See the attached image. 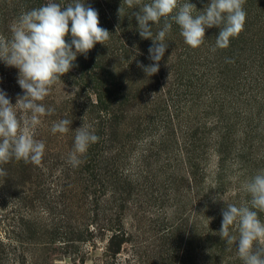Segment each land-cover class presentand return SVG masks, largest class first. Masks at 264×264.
<instances>
[{
	"label": "rangeland",
	"instance_id": "1",
	"mask_svg": "<svg viewBox=\"0 0 264 264\" xmlns=\"http://www.w3.org/2000/svg\"><path fill=\"white\" fill-rule=\"evenodd\" d=\"M56 2L64 6L63 0ZM14 4L13 0H0V36L10 37V26L20 15L13 14ZM210 29L205 30V43L195 49L182 38L169 39L159 72L151 77L142 68L136 69L108 53L99 56L104 63L107 58L114 59L111 66L116 67L118 79L130 93L124 107L130 116L124 114L121 125L111 123L107 137L97 119L101 112L92 109L93 114L87 113L90 109L80 104L87 99L77 100L72 85L76 79L62 78L52 87L42 103L55 112L41 117L35 130V139L45 143L41 163L13 159L0 165L7 172L0 176V264H243L237 255L238 242L229 250L218 232L226 203L239 206L249 201L251 197L242 185L264 169V85L241 105L248 113L244 116L250 114L251 122L255 120L252 124L258 131L255 140L243 135L228 140L231 150L224 165L225 186H210L219 164L210 141L205 142L206 169L196 182L189 180L182 146L193 139L202 123L212 137L216 136L217 128L212 130L214 115L208 109L220 93H215L213 80L221 79L216 67L204 62L208 68L200 69L201 64L194 59L208 55L209 62L221 71H226L225 67L230 71L225 50H211L216 35ZM186 46L196 52L192 59L183 56ZM199 70L209 72L203 76ZM183 73H193V85L199 84L189 94L173 88L175 76ZM18 76L17 68L0 61V89L13 104L17 95L24 94ZM229 82L227 79L223 84L234 88ZM82 96L91 102L96 100L90 90ZM69 99L74 102L62 105ZM164 102L172 105L170 111L176 118L170 125L172 135L162 128L158 130L162 133L147 135L149 131L143 132L144 118L153 109H164ZM62 118L72 120L71 130L53 134L52 124ZM83 123L91 126L100 139L80 157L83 162L73 167L68 158L74 131ZM162 135L170 141L157 159L153 156L157 150L148 144ZM181 176L187 184L182 185ZM258 215L264 221V213ZM202 236L208 243L200 241Z\"/></svg>",
	"mask_w": 264,
	"mask_h": 264
},
{
	"label": "clouds",
	"instance_id": "2",
	"mask_svg": "<svg viewBox=\"0 0 264 264\" xmlns=\"http://www.w3.org/2000/svg\"><path fill=\"white\" fill-rule=\"evenodd\" d=\"M124 2L129 8L140 6L132 16L138 21L140 37L153 42L148 49V58L153 63L144 66L137 62L148 77L159 72L160 61L168 48L166 37L173 22L180 27L184 42L193 49L205 43L206 29L218 28L215 46L211 49L215 52L217 48L229 47L230 39L243 31L247 15L246 0H210L203 10H197L190 0ZM121 12L120 8L119 14ZM162 19L163 26L154 37L153 26L160 24ZM10 33V37L0 36V61L19 70L17 83L24 94L17 95L13 104L8 94L0 89V165L13 159L40 164L45 143L35 139V130L42 122L41 117L55 112L42 101L63 75L78 66L74 63L78 55L87 58L88 52L97 43L105 45L112 33L100 26L98 11L91 6L85 7L81 0H72L63 7L56 0H48L37 8L22 12L11 24ZM69 33L70 43L65 39ZM71 124V119L62 118L52 124L51 132L66 134L71 130ZM74 132V146L68 160L77 167L83 162L80 157L100 138L84 123ZM6 175L0 167V176ZM242 187L251 199L239 206L225 202L218 235L225 240L229 250L238 242L237 255L243 264H264V221L258 215L264 213V169ZM218 198L221 199L219 194Z\"/></svg>",
	"mask_w": 264,
	"mask_h": 264
},
{
	"label": "trees",
	"instance_id": "3",
	"mask_svg": "<svg viewBox=\"0 0 264 264\" xmlns=\"http://www.w3.org/2000/svg\"><path fill=\"white\" fill-rule=\"evenodd\" d=\"M71 2L72 0H63L64 6ZM81 2H85V7L91 6L98 11L100 26L107 29L112 34L105 45L97 43L94 48L88 52L87 58H85L84 55H78L74 62L78 66L73 67L68 73L63 75L61 79H76L72 85L76 88L75 94L79 96L77 100L81 99L84 101L87 99L86 102L80 103L82 106H86L87 110L90 109L87 113L93 114L94 112H92V109L101 112V116H98L97 119L101 120L103 128L106 129V133L103 136L107 137L111 129V123H115L116 126L121 125L122 122L120 121L123 117H126L124 114L130 116V112L124 109L130 93L124 86L123 80L118 79L115 71L116 67L111 66L114 59H111V57V60L107 58V63H104V60H102L101 57L99 58V56L108 53L113 58H118L121 62L138 69L140 68L137 66L138 61L144 66H146V63H153V61L148 58V49L153 42L151 39H142L140 37L138 32V21L132 16L133 12L138 11L140 6L129 8L124 0H81ZM149 2L150 0H142V3ZM190 2L196 5L197 10H203L204 6L208 4L210 0H190ZM13 3H15L13 14L16 15L17 13L21 14L22 12L37 8L47 2L45 0H13ZM120 8L122 12L119 14ZM244 9L247 15L243 31L237 37L230 39L229 47L219 49L221 51L225 50L230 71H227V67L224 68L226 71H221L222 69L218 67V65L209 62L210 58L208 55L200 54L194 59L201 64L199 65L200 69H204L203 66L208 68L204 63L208 62L211 66L216 67L214 70H217L221 75L220 81L213 80V83L216 84L215 93H220L217 94V100L214 98L212 103H209L208 109V111H212L214 115L215 122H213V126H215V128H212V130L217 128L215 131L216 136L212 137L210 135L211 132L209 134L207 131L208 126H206V123H202L198 125L197 130L193 133V139L190 138L189 141L186 140L188 142L185 141L182 146L184 169L188 170L186 175L189 180L196 182L198 176L202 175L207 167V160L204 158L207 151L204 150L207 144L205 142H213L214 151L218 156L219 164L217 166V171L210 179L212 183H210V186H225L224 170H226V168L224 165L228 158H230L229 151L231 150L228 148V140L231 137L235 138L237 135H243L245 138L251 137L255 140V135H257L258 131L256 126L252 124L255 120L251 122L253 118L249 117L250 114L244 116V112L247 113V111L244 110V107L241 105L244 104L249 95L259 89V86L261 87L264 85V0H246ZM162 26L163 19L160 24L153 26L152 31L154 37ZM69 27H71V22H69ZM210 31L216 36L219 33V29L216 27L211 28ZM179 38L183 39L180 34V27L173 22L172 29L167 35L165 42L168 43L170 42L169 39L178 40ZM65 39L66 42H71L70 33ZM190 49L189 46H186L185 52L183 53V56L188 60L190 58L192 59L196 54L194 50L191 51ZM183 56L178 59L179 62L182 60ZM200 60L203 61L200 62ZM181 64L183 65L182 62ZM247 65V69H242V67L245 68ZM72 70L78 73L77 76L71 72ZM238 70L244 73L240 75ZM200 72L205 76V73L209 71L202 72V70H199V73ZM183 74L184 75L177 74L178 76H175L173 88H177V90L189 94L191 88H195L199 84L193 85L196 80L193 78V73L192 76L188 73ZM249 78L251 79L249 80ZM227 79L232 81L229 83H233L234 88L223 84V81L227 82ZM205 82H207V80ZM89 90L93 91L96 95V100L93 102L89 101V97L82 98V95L87 94ZM177 95L179 96L182 94ZM72 102L74 101L69 99L62 103V105ZM164 106V109H153L151 114L144 118L143 121L146 128L143 132L145 130L149 131L147 135H150L153 131L162 133L158 131L161 128L164 132L166 130L168 135H172L170 131H173V127L170 125H172V122H174L176 118L170 111L173 109L172 105L164 102ZM208 111L206 113L212 115V112ZM142 138L144 139V136ZM235 140L237 142L239 141L237 139H234V141ZM169 141L170 140H166V137L162 135L159 139H154V142L148 144L152 147L154 146L157 150L153 156L158 159L160 153L166 149L165 145H169ZM174 143L177 145V142ZM238 156V158H240V155ZM119 167H121L122 170L125 169L121 165H119ZM122 173L124 172L122 171ZM183 176H181L180 179V181L183 182L182 185L185 183L187 184V179L185 177L183 178ZM202 238L203 236L199 238L201 242L208 243L207 238Z\"/></svg>",
	"mask_w": 264,
	"mask_h": 264
}]
</instances>
